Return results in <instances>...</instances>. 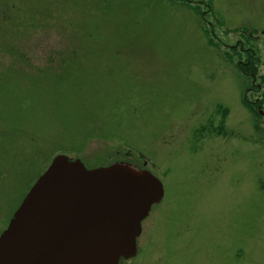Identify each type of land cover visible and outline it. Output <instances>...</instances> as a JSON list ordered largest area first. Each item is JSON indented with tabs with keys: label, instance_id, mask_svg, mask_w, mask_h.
Returning <instances> with one entry per match:
<instances>
[{
	"label": "rangeland",
	"instance_id": "obj_1",
	"mask_svg": "<svg viewBox=\"0 0 264 264\" xmlns=\"http://www.w3.org/2000/svg\"><path fill=\"white\" fill-rule=\"evenodd\" d=\"M263 34L264 0H0V233L55 155L121 161L163 197L118 264H264Z\"/></svg>",
	"mask_w": 264,
	"mask_h": 264
},
{
	"label": "water",
	"instance_id": "obj_2",
	"mask_svg": "<svg viewBox=\"0 0 264 264\" xmlns=\"http://www.w3.org/2000/svg\"><path fill=\"white\" fill-rule=\"evenodd\" d=\"M160 181L123 162L52 158L0 233V264H118L136 254Z\"/></svg>",
	"mask_w": 264,
	"mask_h": 264
},
{
	"label": "trees",
	"instance_id": "obj_3",
	"mask_svg": "<svg viewBox=\"0 0 264 264\" xmlns=\"http://www.w3.org/2000/svg\"><path fill=\"white\" fill-rule=\"evenodd\" d=\"M241 66H244V67H242V72H243L244 75H246L248 77H250V75H251L252 78L254 77L255 69L253 67L248 70V66L243 65V64Z\"/></svg>",
	"mask_w": 264,
	"mask_h": 264
}]
</instances>
